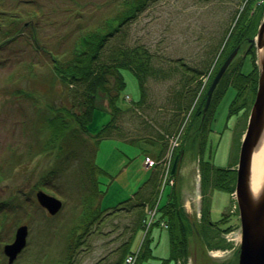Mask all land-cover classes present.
<instances>
[{"label":"rangeland","instance_id":"1","mask_svg":"<svg viewBox=\"0 0 264 264\" xmlns=\"http://www.w3.org/2000/svg\"><path fill=\"white\" fill-rule=\"evenodd\" d=\"M13 1L0 0V3L7 7ZM31 1L37 8V15L41 10L45 18L34 22L38 26L36 47L41 45L42 48L35 50L32 31L24 27V34L16 36L0 50V171L3 175L0 181V264H8L2 249L5 244L12 242L15 229L20 225L27 227L26 246L11 264H62L66 257L68 233L78 225L75 216L78 214L76 205L80 180L76 166L80 162L76 160L74 167L60 176L65 181L63 185L54 181L42 187L38 183L40 172L46 169L51 158L46 154H38L31 159L27 156L36 150L34 135L42 139L39 134L45 125L44 98L49 96L51 87L46 79L52 70L49 57L55 58V48L60 55L68 49L66 42L73 41L80 21L83 23L82 28L99 23L108 12L110 7L107 2L111 0H76L79 5L66 0ZM244 1L157 0L129 25L128 39L131 46H143L153 54L152 65L156 67V72L146 81L145 94L140 101L141 90L133 73L127 69L121 71L125 87L117 104L123 110L132 107L133 111L124 113L114 122L121 135L102 139L94 157V163L102 170L94 176L102 191L99 207L110 210L99 222L93 223L68 264H114L118 259V247L129 238L136 217L135 209L128 212H115V209L126 199L132 203L141 202L132 198L154 170L153 166L147 167L142 162L145 158L154 162L159 160L165 147L163 134L178 137V145L170 157L168 175L176 180L179 205L185 209L191 222L198 223L202 207L199 160L220 168L236 167L240 135L244 133L247 121L241 108L229 114L235 97V91L231 88L214 105V119L210 122L203 150L189 146L187 151L182 150L178 174L176 167L179 156L176 157V150L184 143L193 113L205 92V84L218 60L224 40L244 8ZM256 3L264 7V0ZM79 11L82 12L81 18L78 17ZM250 47V42L248 47L247 44L239 46L228 70L231 66V69H236L240 63L244 74L252 70L250 56L245 55ZM252 47L255 48L258 71V52L254 45ZM159 69L161 72H158ZM162 72L167 75L162 77ZM197 72H202L203 76L198 78V82L197 78L194 79ZM19 89L33 90L30 98L38 100L33 102L22 97V92L16 93ZM243 95L251 100L249 87ZM181 121L183 126L179 125ZM96 127L93 125L92 130ZM177 127L182 128L176 131ZM190 137L194 138L191 132ZM19 155L21 157L18 158ZM159 170L158 190L161 167ZM170 188L172 186L169 183L161 184L156 198L158 205L166 202ZM16 190H20V193L17 194ZM38 190L62 202L57 214L48 215L38 205L35 200ZM15 195L21 205L14 204L16 200L10 202L9 197ZM209 200V220L217 224L216 227L210 225L207 228L208 234L215 238L219 233L231 244V249L208 250L203 241L192 235L188 241V258L185 263L181 259L178 264L237 263L241 231L238 212L232 207L236 202L224 190L214 188L211 192L209 190ZM146 207L149 206L146 205L144 210ZM5 214L6 217H3ZM223 214L227 215V219L221 223L219 221ZM159 218L157 215L155 222H150L152 227L147 232L143 226L134 232L130 250H137L146 236L152 254V257L138 264H161L170 257V232L156 223ZM228 226H231V231H219ZM210 251L219 252L213 256Z\"/></svg>","mask_w":264,"mask_h":264},{"label":"trees","instance_id":"2","mask_svg":"<svg viewBox=\"0 0 264 264\" xmlns=\"http://www.w3.org/2000/svg\"><path fill=\"white\" fill-rule=\"evenodd\" d=\"M79 5L76 0H66ZM157 0H111L107 2L110 7L99 23L85 26L83 23L76 26L77 32L73 41L66 42V51L58 54L55 50V58L49 57L50 70L49 78H46L51 85L49 96L44 98V128L40 131L42 139L37 138L34 142L35 151L29 153L27 158L38 154H46L51 158V162L46 169L40 172L38 179L42 187L46 184H52L54 181L64 184L60 176H64L73 163L78 160L80 164L76 167L80 191L78 192V203L76 208L78 214L75 220L78 225L70 229L67 236V252L62 264L71 263L77 245L83 242L81 240L89 231L95 222H99L110 208L101 209L99 200L102 191L99 190V182L95 179V174L102 170L94 163L95 153L99 142L105 138L118 137V127L114 122L126 112L133 111V108L123 110L117 104L121 92L125 87V82L121 71L130 70L141 90L140 95L143 99L145 94V83L152 75H155V68L152 65L153 54L139 45H132L129 42L130 24L135 22L137 17L146 11L153 2ZM257 0H247L243 12L238 15L232 29L224 40L222 50L218 60L205 85L203 96L198 107L195 109L191 118V123L187 128V134L184 143L176 150L178 157L182 150L187 151L190 147L203 150L210 122L214 119V105L220 97L226 93L228 88L235 91V97L230 105L229 114L235 113L241 108L246 114L250 110L251 104L256 93L258 71L255 63V48L250 47L245 55L250 56L252 70L244 74L241 71V63L236 69L225 71L223 77L217 84L206 112L203 107L206 100V91L219 70L222 63L228 55L237 46L249 45L257 32L264 7L256 4ZM30 1L14 0L12 4L4 7L0 3V50H2L9 41H13L18 35L24 34V27H28L32 32L35 50L42 47L37 46V27L34 23L40 19L43 21L44 15L40 10L37 15V8ZM18 9V11H14ZM37 15V16H36ZM78 17H82L79 11ZM27 19V21L25 20ZM54 22V20H53ZM52 22V23H53ZM130 30V29H129ZM37 40V41H36ZM134 40V39H133ZM132 40V41H133ZM51 48V47H50ZM48 49V48H46ZM45 53V49H43ZM157 70V69H156ZM161 72V69L158 70ZM166 72L160 75L164 77ZM167 75V74H166ZM202 75L197 72L195 78ZM54 79V80H53ZM47 82V81H46ZM252 92L251 100L243 95L247 88ZM22 92V97L30 98L31 89H19L16 93ZM144 92V93H143ZM26 93V94H24ZM19 94V93H18ZM248 98V101L246 99ZM33 102L37 101L31 99ZM104 101V103H103ZM241 101V103H239ZM103 103V104H102ZM96 125L93 131L92 127ZM194 125V128L192 127ZM190 132L194 138L190 137ZM119 134V135H118ZM189 146V148H188ZM21 157L20 155L18 158ZM14 161H16L14 159ZM199 176L201 189V209L199 221L196 224L189 220L185 209L179 205V192L176 186L170 188L167 194V200L158 208L160 218H165L170 232L169 248L170 257L163 260L161 264L173 262L178 264L182 259L185 263L188 258L189 237L194 235L200 242L203 241L208 250L212 249H231V244L227 242L219 233L217 236L210 237L208 227L217 222H211L209 190L220 189L229 195L233 193L235 186L236 171L232 167L220 168L213 164L199 160ZM82 172V173H81ZM159 167L157 166L151 173L148 180L138 189L133 199H139L140 203H132L130 199L120 202L115 209L119 210L135 209L134 226L129 238L118 247L119 257L114 264H123L124 257L131 252L130 242L133 239L136 228L142 226L144 219V207L153 206L158 196ZM212 176V177H210ZM3 179L0 171V181ZM84 180L86 183L84 184ZM65 187V185L63 186ZM17 194L20 190H16ZM10 202L20 204L17 195L9 197ZM9 202L8 200L6 201ZM182 206V205H181ZM10 207L14 206L10 203ZM109 214V213H108ZM6 217V214L3 216ZM227 215L223 214L219 222L223 223ZM3 220V218H2ZM82 231L78 234L79 231ZM231 226L219 230L221 233L231 231ZM212 233V232H211ZM214 234V233H213ZM215 235V234H214ZM152 257L150 243L147 237L142 240L140 251L138 253L136 264L141 260H147ZM58 264V263H57Z\"/></svg>","mask_w":264,"mask_h":264},{"label":"water","instance_id":"3","mask_svg":"<svg viewBox=\"0 0 264 264\" xmlns=\"http://www.w3.org/2000/svg\"><path fill=\"white\" fill-rule=\"evenodd\" d=\"M250 46L258 50V80L254 101L243 135L236 168L235 201L237 204L241 238L236 264H264V186L254 197L249 187V172L252 153L260 140L264 130V16L260 21L256 35L249 40ZM239 46L233 49L212 79L207 92L203 112L208 109L212 94L224 75L226 69L238 52ZM183 151L179 155L176 167L178 174ZM35 199L49 215H55L62 206V202L41 190L35 193ZM27 227L20 225L15 229L12 242L3 246V254L7 263L11 264L26 244Z\"/></svg>","mask_w":264,"mask_h":264},{"label":"bare ground","instance_id":"4","mask_svg":"<svg viewBox=\"0 0 264 264\" xmlns=\"http://www.w3.org/2000/svg\"><path fill=\"white\" fill-rule=\"evenodd\" d=\"M262 49L258 50L261 53ZM177 183L174 182L172 187ZM264 186V130L262 131L258 145L254 149L251 158L250 172H249V187L250 192L254 197H256ZM211 255L217 256V251L213 253L210 251Z\"/></svg>","mask_w":264,"mask_h":264},{"label":"built area","instance_id":"5","mask_svg":"<svg viewBox=\"0 0 264 264\" xmlns=\"http://www.w3.org/2000/svg\"><path fill=\"white\" fill-rule=\"evenodd\" d=\"M172 136H174V135H172ZM172 136L167 137V148H166L165 155L162 159V182H161L162 185H164L165 183H169V185H173V183H174V179L168 175V172H169L170 166H171L170 157H171V154H172L174 148L178 145V137L177 136L172 137ZM151 164H152V162L148 159H146L144 161V165H146V166H149ZM155 210H156V208L148 211L149 220L147 222V225H149L150 222L152 221V219L155 215ZM161 224L163 225V223H161ZM135 258H136V255H128L125 259L126 264H133L135 261Z\"/></svg>","mask_w":264,"mask_h":264}]
</instances>
